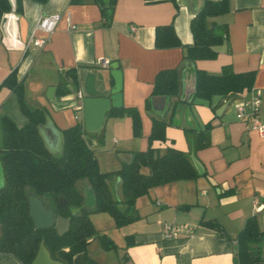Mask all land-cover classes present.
<instances>
[{
  "label": "crops",
  "instance_id": "crops-1",
  "mask_svg": "<svg viewBox=\"0 0 264 264\" xmlns=\"http://www.w3.org/2000/svg\"><path fill=\"white\" fill-rule=\"evenodd\" d=\"M7 1L11 11L0 20V138L2 118L18 128L27 123L16 95L1 87L14 70L28 106L45 111L39 134L54 157L62 154V132L78 125L101 173L112 174L129 163L133 153L149 148L153 119L166 122L167 140L155 141L152 147L160 154L169 147L185 153L202 175L150 189L135 202L138 219L122 228H116L107 214H93L90 221L96 231L117 243L122 258L110 257L115 264H234L236 238L246 220L256 218L264 230V136L237 120L235 112L238 103L249 105L259 90L258 121L264 125V0H228L229 11L208 21L225 33L213 48L215 58L196 61L183 58L193 44L190 21L206 0L152 4L115 0L108 17L93 0ZM54 15L60 19L50 34L36 29L42 18ZM169 26L174 45L157 49L156 30ZM34 40L46 43L36 47ZM224 68L238 75L253 73L252 91L235 97L226 109L221 107L227 98L221 97L190 105L196 72L219 75ZM173 69L179 74L178 96L165 98L159 111L148 110L156 75ZM69 72L77 76L76 88ZM61 85L72 90L59 96ZM113 110L123 114L108 116ZM129 111L140 118L138 136L133 135ZM204 130L207 145L196 149L197 134ZM0 169L2 186L1 161ZM109 185L119 199V179L112 177ZM37 199L51 210L48 199ZM89 204L94 205L93 199ZM202 222H215L221 230L206 228ZM166 224L176 230V239L164 238ZM87 250L97 264L103 263L97 250L90 246ZM99 251L117 254L118 250L104 251L100 246ZM0 264L21 263L0 253Z\"/></svg>",
  "mask_w": 264,
  "mask_h": 264
},
{
  "label": "trees",
  "instance_id": "trees-1",
  "mask_svg": "<svg viewBox=\"0 0 264 264\" xmlns=\"http://www.w3.org/2000/svg\"><path fill=\"white\" fill-rule=\"evenodd\" d=\"M46 3L48 0H34ZM83 0H71L81 3ZM175 0H145L146 3H159ZM101 7L103 17L113 10L115 0H93ZM11 11L7 0H0V20L3 14ZM229 11L228 0L209 1L192 17L190 31L193 44L186 48L184 60H209L216 56L214 47L220 45L225 33L210 19ZM17 12L19 9L17 8ZM173 36V37H172ZM173 28L161 27L156 30L155 47L163 49L174 45ZM73 88L77 87V76L68 73ZM254 74H234L230 68H224L219 75H210L197 71L195 75V100L210 103L214 97L223 99L239 97L253 89ZM1 87L8 89L17 97L21 113L27 119L22 128L8 118H2L3 146L0 149V161L4 181L0 187V253L13 256L21 264H32L43 244L53 261L60 264H73L74 258L81 257L83 264H97L88 254L91 241L98 239L101 249L109 251L115 245L106 236L93 227L90 216L109 215L116 228H122L135 222L138 215L135 202L146 195L150 189L177 181L194 180L200 175L185 153L169 147L163 154L152 147L155 141L165 142L167 123L152 120L149 136V148L144 152L133 153L129 163L112 174L99 170L94 152L87 147L83 131L76 125L62 132V154L54 157L45 147L39 134L46 120L43 109L28 106L24 87L17 80L16 70L3 81ZM57 94L64 96L70 88L59 86ZM179 93V74L176 69L160 71L154 80L152 94L147 102L151 110V99L155 97L175 98ZM132 121L134 136L140 134L141 121L133 111L127 112ZM120 111H110L108 116H121ZM206 130L197 134L195 148L207 145ZM112 177L120 181V196L115 199L110 189ZM86 180L93 193L92 210L83 208V196L78 193L77 181ZM33 190L35 197L48 199L50 209L56 216L70 220L68 231L59 236L54 228L37 230L29 215L28 197L25 189ZM206 228L220 231L215 222H202ZM234 264H264V230H260L256 218L246 220L243 229L236 238Z\"/></svg>",
  "mask_w": 264,
  "mask_h": 264
},
{
  "label": "water",
  "instance_id": "water-1",
  "mask_svg": "<svg viewBox=\"0 0 264 264\" xmlns=\"http://www.w3.org/2000/svg\"><path fill=\"white\" fill-rule=\"evenodd\" d=\"M72 90V88H70ZM166 97H155L151 99V109L154 111H159L162 109V104L164 103ZM235 97H229L223 103L221 109H226L233 104ZM195 170L199 175L202 173L195 167ZM1 176V169H0ZM2 187V186H0ZM29 215L33 224L37 230L50 229L55 225V230L57 235H64L69 228L70 220L63 218L61 216L54 219L53 212L51 210H45L41 201H39L35 196L28 198ZM32 264H60L59 262L53 261L45 249L43 244L39 245L38 252ZM73 264H83L81 257L77 256L73 260Z\"/></svg>",
  "mask_w": 264,
  "mask_h": 264
},
{
  "label": "built area",
  "instance_id": "built-area-1",
  "mask_svg": "<svg viewBox=\"0 0 264 264\" xmlns=\"http://www.w3.org/2000/svg\"><path fill=\"white\" fill-rule=\"evenodd\" d=\"M60 16H48L42 18L37 24L36 29L41 30L45 33L50 34L56 27L59 22ZM73 28V27H72ZM45 40H34L33 45L36 47H43L45 45ZM99 65L106 67L108 66L107 62H99ZM78 98H81L80 93L77 94ZM261 104V92L256 90L251 99V103L248 105L245 102H240L235 107L236 118L239 121L247 122L250 124V128L253 131H256L259 136H264V125L258 121V111ZM163 236L167 240L176 239L178 233L171 225H164L163 227Z\"/></svg>",
  "mask_w": 264,
  "mask_h": 264
},
{
  "label": "rangeland",
  "instance_id": "rangeland-1",
  "mask_svg": "<svg viewBox=\"0 0 264 264\" xmlns=\"http://www.w3.org/2000/svg\"><path fill=\"white\" fill-rule=\"evenodd\" d=\"M105 2L108 3V0H105ZM0 146H3V135L0 138ZM77 190L81 191L82 196L84 198L83 208H85L87 210L93 209L94 205L93 204H89L91 202V200L93 199V193H92V190H91V187H90L89 183L86 180H81L80 182L77 183ZM25 193H26L28 198L34 196L33 190L31 188H29V187H27L25 189ZM99 243L100 242L97 239L95 242H93V244H90L89 246H90V249L97 250V253H98L97 259H101V261H103L102 264H105V263L106 264H115V262L114 263L111 262L110 257L111 258H113V257L114 258H119V260H121L122 252H121V250L119 248H117V246H116L117 243L115 241L113 242V244L115 245V249H113L112 251H115V250L117 251L118 250L117 254H115L114 252H109L108 254H106L103 251H99V247L101 246V245L99 246Z\"/></svg>",
  "mask_w": 264,
  "mask_h": 264
},
{
  "label": "flooded vegetation",
  "instance_id": "flooded-vegetation-1",
  "mask_svg": "<svg viewBox=\"0 0 264 264\" xmlns=\"http://www.w3.org/2000/svg\"><path fill=\"white\" fill-rule=\"evenodd\" d=\"M56 216V215H55Z\"/></svg>",
  "mask_w": 264,
  "mask_h": 264
}]
</instances>
